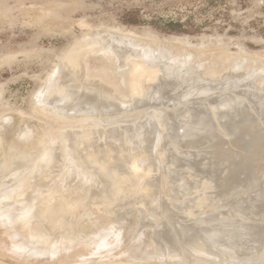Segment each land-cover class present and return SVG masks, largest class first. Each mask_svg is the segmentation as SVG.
I'll list each match as a JSON object with an SVG mask.
<instances>
[{
  "label": "rangeland",
  "instance_id": "obj_1",
  "mask_svg": "<svg viewBox=\"0 0 264 264\" xmlns=\"http://www.w3.org/2000/svg\"><path fill=\"white\" fill-rule=\"evenodd\" d=\"M97 33H100L101 36H106V37L107 35H113V36H117V38H123V39L128 38L129 42L126 43L119 42L116 43V45L113 44V46L115 47L114 49H112L111 48L112 44L111 43L105 44L104 42H102V39L97 37L96 35ZM137 43H140V45H137L139 50L141 49V51H144L143 49H145L146 50L144 51L145 53L150 52L152 54L151 56L153 62L152 61L148 62L145 59L143 61V59H141L140 57L143 63L142 64L143 69L147 72V74L141 75L140 77V85H139L140 88L136 90L130 89L128 80L124 85L119 87V85L123 84L126 81V79H123L124 76L123 73H121L123 76L120 75L119 69L115 68V66L118 67L117 62L118 65L125 63L124 60H121L123 56L121 54H124L123 57H126L127 56L126 53H129L128 55L129 59L138 60L139 57L137 58L136 55H138L139 53L137 54V52L135 51V45ZM92 44L93 45L98 44L99 48L101 47L102 50H105L106 48L108 49L107 50L108 53H110L109 50H112L111 52L113 53L107 55V53L102 51L101 49L99 51L98 46H93ZM101 44L103 46H101ZM74 50H77V52L76 55L72 57ZM131 52L134 53L130 54ZM104 53L106 54L104 55ZM176 54L178 55V57H175ZM109 55L111 57L110 59L111 61H108L109 59L107 60ZM112 55L115 59L113 63H112L113 60ZM104 56L106 60L104 59ZM154 57H156L155 58L156 60H154ZM158 57L161 60L164 58L168 59L166 62H169L174 58H177V60L176 59L174 60H176V62L179 63H183L184 61L187 63V65L185 63L186 65L185 69L188 73L191 72L197 73L199 71V73H201L199 74L200 80L202 79L201 83L206 84V82L210 80L208 83L210 84L212 82L213 85L216 86V88H214V90L211 91L212 94L211 97H209L210 99L207 98V100H204V103L203 101L202 103L200 102L202 104L200 105L201 107L207 105L211 106L215 102H217L219 97H221L224 94V93L221 94L223 89L225 92L228 90L227 91L228 93H231V91L232 92L237 91L243 94H245V91L247 89L246 94L244 95L246 97L242 102V104L239 106V109L236 111V115H238V117H236V115H234L231 111L228 112L226 111V113L218 112L214 114V116H216L217 121L216 120L215 121L217 123L213 125L212 123L215 122L213 121L211 122L212 126H209L210 122L209 124H207L208 121L206 123L205 120V123L203 122V125L200 128V131L203 130L201 132L202 135H205V133L207 132V130L204 129L208 127L209 128L211 127L213 129L212 130L210 128L211 129L210 130L208 128L209 131L208 133H206L205 135L206 137L204 136L202 137V135L199 134L200 131L197 132L194 136L191 135V137L190 134H186L187 137L186 136L183 137L180 135L181 138H179V136L178 137L174 136L173 132H171L172 135L166 132L168 131L167 128L169 127V125H171L170 123H172V125L174 123L178 130H181L182 127L184 128L186 126L185 124L186 121L184 122V118L180 115V111L186 108L187 110H189L191 107H193L195 100H197V95L194 96L189 95L186 98V100L180 99L179 102L174 104V99L179 98L184 93L185 87L177 77L175 78L173 75H168L165 73V70L163 69L161 63L159 62L160 60L158 61ZM252 60L253 62H251ZM256 60L257 62L255 63ZM122 61H124V63H122ZM262 61L264 62V0H0V184H3L6 187L5 190L7 191V193L10 194V196L13 199L15 198L13 202H15L16 204L17 201L15 200L18 199L17 195L24 192L26 193L27 191L30 193L32 199L38 198L40 199V201L42 200V203H45L46 199L43 198L46 197H44V195H46V193L51 189L54 182L60 179V176L62 174L60 167L61 165H59V162H56L57 160L54 161L51 157H49L50 154L49 152L53 153L54 155H57V157L58 156L61 157L63 160L70 161V158L72 160L83 156L85 151H87L88 149L90 150L91 153H94L95 151H97V149L99 148L103 149L106 145L108 146V142L106 141V135H104L103 137V134H106L105 129L107 128L109 129L113 126L112 124H108L107 122L112 123L113 121L111 119H110L111 121L110 120L108 121V119L106 120L105 118V120H103L105 121L104 123L101 119L102 117L95 114L96 112L93 110L86 113V115L81 113L79 108L82 110V107L85 108L88 107L86 104H82L78 106V108H74L72 110L68 109L71 106L69 103L73 101L70 99H67L70 101L65 102L66 104L60 105L62 100L60 91H62L61 94L62 93L67 94L71 90L73 91L74 95L77 94L78 96L82 95L84 97H86L87 95L86 98H91V95L94 94L95 92L94 89H96V87L102 84L106 85L108 83L107 87L110 90V94L120 99L117 100L116 103H118V105H116V107H118L120 103H125L127 105L123 106V108L124 107L127 108L131 105L134 108H137V105L140 104L139 100L141 99L145 100L150 95V94H146V92L150 88H151L150 90L151 92L152 90H154V88L157 85H159V83H162L163 81L167 91L170 92L175 91V92L170 96L171 99L165 98L161 100V102H156V103L151 102L152 105L151 104L148 105V108L151 107V109L155 111L153 110L149 111L150 109L149 108L148 111L150 112V114H148L147 117L150 116L152 113L151 117L153 118L154 115L155 118L153 121L151 120L152 118L150 119L151 121L150 124L147 122L148 128L146 129L148 130L146 131V133L150 131L149 134L153 135V133L155 134L159 130H161L162 133L165 134L164 135L162 134L163 137H160L161 138L160 141L162 142V143L160 142V144H158L159 141L156 142V139L154 137L153 138L155 139L154 141L156 143L154 141L152 142L153 138L149 137L151 136L149 134H146L145 137H147L148 135V139H147L148 141L150 140V138H152L150 140L151 143H154L153 145L158 144L160 146L161 144H163L165 140L170 139L168 140L169 143L167 141V144L169 145L170 141H173L171 140V138L174 136L172 139H176V137L179 139L173 141L174 143V144L172 143L173 146L174 145L176 146L178 144L177 143L178 140H179L178 141L179 145L176 146L177 149L175 150L173 149L176 148L175 146L171 147L172 144H170L171 146L170 145L168 146L164 142L165 144L161 146L165 148L166 147L165 145H167L168 149L166 148L164 150V148H161L160 146V148L158 147L159 148L158 153H156L157 152L156 150L158 149H154L155 154L158 155L160 154L159 156L162 155L160 157V160L162 159L161 162L160 160H158L159 157L157 155L155 156L156 158L155 160H158L159 162L153 160L152 162L154 163L150 162L151 159H154L153 158L154 156L150 157L152 156L151 154L154 153L152 149L154 146L151 145L153 147L149 149L150 152H152L151 154L148 152L147 149L148 146L145 147L140 146V149L142 147L141 149L142 151H144L145 153L148 152L150 154L149 155L147 153L148 157H146L147 154L144 155V152L142 151L140 152V149L137 150L139 154H141L142 156L144 155L145 159L148 158L147 163L148 162L152 163V164L148 163L149 164L148 165L145 161V164H147L148 167H150V165L153 164H156V166L153 165L149 169L148 167L147 169L145 167V170H141L144 172L140 173L139 179H141V183L139 184L140 186L139 185L138 186L143 187L144 185L145 187L146 184L144 183H148L147 181H150V183L152 181L154 187H155L154 184L157 185L155 188L153 186H152L153 188L150 186L151 193L150 190L145 191V189L147 190L146 187L145 188L143 187L144 190L141 187L142 193L141 196L140 195L138 196L140 197V199L142 196L145 197H142V200L139 199V202L138 201L132 202V204L136 203L135 205L140 206L139 208H141V205L142 206L145 205L147 207L149 206L151 208L154 205L156 206L157 203H155L156 202L155 199L153 200L152 198H155L154 194L157 193L155 192L153 194L154 196L152 195V193L157 188V186L162 185V183L159 184V181L161 179L166 180L165 178H168L167 180L168 181L170 180L169 183L171 184H169L167 181L164 182V180H162L163 181L162 187L164 188L159 187L158 190L156 189V191L158 192L161 191L162 189H166L167 191L169 186L172 187V188L169 187V189L171 188L172 190L173 189L174 190L171 192V189L170 190L168 189L169 191L168 193H166L165 191V193L158 194L156 195V197L157 196L160 197V199L164 204H168L171 206L173 205L174 208L175 205H177V203L185 200L190 201L192 199L191 203L192 201L194 203H192L191 206H190L191 203L189 201H188L189 203L185 202L186 206L187 204H189L188 205L190 206L189 209L184 205V207H181L179 210H177L179 211V213H182L180 215L186 214L185 217L189 213H191L193 216H195L198 213L196 211H193L196 214L193 213L192 209L199 211L198 214H200V211H202V209L203 210L206 209L207 208L206 202L204 204L203 202L205 201V198L207 196L208 198L212 196L210 198L211 199L210 201L212 202L213 205L216 203L215 205V208L217 207V209L215 210V213L217 212L216 215L222 214L223 211L226 212L227 208L229 207L231 208V204H232L231 202H233V206H232L233 209L235 208L236 210L241 209V212H244L245 210L247 211V209L245 208L247 205L242 200V198H244L247 199L248 202L252 203L253 206V208L251 209L252 213L250 212L251 214L245 215L247 221L244 224L246 226H249L247 227V229L250 230L249 232H251L250 235H252V239L253 238L255 239L254 240L255 243H252L250 242L249 236H247L245 240L249 241L250 243L246 245V248L250 247L251 250L250 249L249 250L252 251L253 249H256L254 248V246L262 247L264 246V238H263L264 210L263 209L260 210L257 207H260V205L262 206L263 204L262 202H264V156L260 157V155H256V154H258V149H257L258 146L263 143L264 139L262 140L261 144L256 145L255 143H253L248 135L249 129L252 127V126L248 127L250 123L246 122L248 123L246 124L245 122L238 121L239 120L238 118L240 117L241 114L244 115V113H247L249 111L255 113L252 115L255 118H258V121L259 119L264 121V107L261 108L262 106L261 107L258 106L259 102L263 103L264 106V77H263L264 68L260 67V63ZM251 63L254 65L257 64L256 67L258 69L254 65L252 66ZM79 64H81V66H79ZM110 64L111 65L115 64L113 66L115 69H113V67L110 66ZM245 66L249 67V71L248 68L247 71L249 73L250 78L252 79L253 85H246L248 82V78H246L245 80L238 82L239 84L237 86L235 85L233 86L232 84L237 81V80H233L237 77V74L238 75L240 73L242 74L244 70H245L244 73L246 72ZM251 66L253 67L252 70H250V68H252ZM119 67L122 70L121 66ZM59 68L64 70L66 74L62 73L61 75H59L57 73ZM125 68L123 66V69ZM208 71L211 73H208ZM117 73L118 75H116ZM259 73H261L262 76ZM258 74L260 75L259 76V80H261L259 81L260 83L258 82L257 79ZM64 75H67L69 77L71 76L70 79L67 78L68 83L66 82ZM119 75L120 77L122 76L123 80H125L120 84H119L120 79H118ZM102 76H104L105 80L102 79L103 78ZM203 76L205 77L203 78ZM112 77L114 81L112 80L111 82L109 80H111ZM193 78L194 77L190 79L191 81L188 80V82L192 83L194 81ZM227 79L228 81H226ZM83 80L85 81L88 80V81L85 82ZM107 80L108 82H106ZM117 81L119 85L117 84ZM115 83L117 86L115 85ZM254 83L256 84L254 85ZM57 84L60 87L59 86L57 87ZM111 84L115 85V87H113ZM109 85L111 86L109 87ZM123 86H125L126 88L124 89ZM189 86L187 87L189 88ZM123 92L126 93L124 96H121L124 94ZM43 93H45L44 96L46 95L44 98L45 100L42 98ZM253 93L255 95L254 97L251 95ZM127 95H130V97L129 96L127 97ZM248 100H250L251 102L250 103L247 102ZM221 101L225 102V99H222ZM44 102H46L47 104H45ZM206 102L208 103L206 104ZM118 108H120V106ZM61 109H63L64 113L63 111H61ZM111 110L112 108H108L104 112H110ZM161 110L163 111L161 112ZM159 112L164 116H162ZM157 113L160 114L161 117H159L160 115H158ZM212 116L213 114H211L210 117L212 118ZM100 120L102 123L100 122ZM221 120L224 121L222 122ZM261 123L260 121L255 123V127L261 129L262 132H264L263 131L264 122ZM216 124L217 125L220 124V127H218ZM244 124L246 125L243 126ZM94 125L95 126L98 125L99 127L98 129L99 131L97 130L96 132L98 136L93 133L94 138L96 136L97 139L96 138L93 139L92 138L93 136H90L89 141L88 139L85 140L86 143H84V141H80V143H78L79 145L76 144L79 147L78 150L76 149L78 148L76 145L74 147H70L69 145L65 144L64 141L62 140L63 133L72 132L81 127L83 128L89 127L90 130H94ZM221 125H229V129L227 130L225 129V131H223ZM214 126L215 127L217 126V129ZM157 127L158 128L160 127V129H157ZM165 127L167 128L165 129ZM25 128H27V130ZM246 128H248V130ZM153 129H155V131L152 133ZM156 129L158 130L157 132ZM214 129L216 132H214ZM218 129L219 132L221 131L220 133L218 132ZM64 130L66 131L63 132ZM241 132L243 133L241 134ZM59 133L61 134V137ZM166 133H168L169 138L167 137ZM209 133L210 134L213 133V134L208 135ZM165 135L166 138L168 139L164 137ZM199 136L202 137V141L208 136L210 137L208 139H205L204 142H201L199 144V142L201 141L199 140L200 138L198 139ZM162 138H165L163 139L164 141H162ZM193 138L197 139V141L196 140L194 141ZM34 139L36 142L34 141ZM34 142L38 144L39 149L33 147V145L35 144ZM208 142L211 144H209ZM18 143L24 148H26V150L31 154L30 158H27L28 160L26 164L27 169H25L26 165L21 167L14 166L10 160L12 159L10 158L12 156H7V153H9L8 151H11L16 145H19ZM96 143L98 145H96ZM92 146L93 149L91 148ZM107 146L105 148H107ZM48 147L50 148V150ZM69 147L71 149H69ZM169 147H171V150L173 149L175 151L170 152ZM62 148L65 149V151L67 152L63 151ZM67 148L69 149V151ZM143 149H146V151ZM162 149L164 152L162 151ZM43 150L45 151V153ZM46 150L47 152L49 150L48 154L46 153ZM70 150L73 151L75 155L72 154ZM160 151L163 153L161 154ZM219 151L221 154L219 153ZM253 152L255 153V157L250 161L249 156L252 155ZM42 154L46 155V156L43 155L45 158L47 156L49 157L45 159L44 162L46 163L43 162L44 157H42ZM70 154L73 157H70ZM139 154L136 155L137 159L141 157ZM170 155L174 157L172 158L173 160L169 159L171 157ZM34 156L37 157V158L35 157L36 158L35 160H34ZM8 157L10 163L7 160ZM144 157L140 159V161H142L140 162L141 164L144 163L145 160ZM175 157H177V161H176L177 163L175 162L176 160ZM37 160L38 162L40 160L39 165H37L36 162ZM169 160H171L172 162ZM242 160H244L245 162L249 160L246 164L252 167L251 168L252 171L248 170V172L253 176L251 175L248 176L249 173L247 172V170H244L237 174L236 177L237 180L236 179L232 180L231 184L227 182L226 187L233 188L230 193V196L233 197L232 200L234 201L231 202L226 201L229 195L227 194L226 196L224 195L226 193H220L222 190L218 189L220 184L219 182L226 179V177L230 174L229 168L233 164H239L240 162H242ZM52 161H54V163ZM167 161L168 163L169 162L170 163L168 164ZM33 162L36 163V165ZM55 162L58 165H54ZM162 162H163V166L162 164H159ZM51 163H53V166H51ZM43 164L46 167L43 166ZM31 165H33V169L36 166L37 170L32 169L35 173H30L31 176H29L30 174H25L27 172V171L25 172V170H29L30 172L31 169L29 168H32ZM47 165H48V169H47ZM160 165L163 168H160ZM43 168L45 169V171H42L44 170ZM153 168L155 169L154 175H152ZM40 170L42 171V174H40L41 173ZM47 171H49V173H46ZM52 172L53 173L55 172L54 174H58L59 176L57 175L56 177V175L51 174ZM56 172H59L60 174ZM133 172L135 173L136 171L133 170ZM176 172L178 174H175ZM134 173L132 174V176L135 175ZM143 173L145 174V176H143ZM183 173L185 177L184 178L181 177V178L183 180L185 179V181H187L188 183L192 182L190 184H192L193 189L191 187L188 188L191 189L192 192V193L190 192L191 195L188 194V190H186L187 195L183 194L184 190L182 191L180 189L181 191L178 190L180 192L176 191V188L180 184V183L178 184V182L182 180L178 176H181V174L182 176H184ZM43 174L45 175L47 174V176H44L45 181L42 179ZM23 175H28L29 176L27 177L28 179H26L25 178L26 176ZM35 175L36 176L39 175V177L40 175L42 176L41 178L35 177L36 180L34 179L33 181L32 177L34 178ZM52 175L55 176L56 178L52 177ZM189 175L190 176L192 175L191 178H189ZM149 176L151 178L152 176L155 178L150 179ZM62 177L63 175L61 176V178ZM141 177H143V179ZM192 177H194L193 179L196 178L195 179L196 183L194 182ZM242 177L243 179H241ZM24 178L26 180H24ZM46 178L47 179L49 178V182L51 181L50 183L54 181L51 186ZM39 179L44 184L41 183L40 181L38 184L37 180ZM89 180L91 179H88V181L87 180L85 181V179L84 180L80 179L79 181L81 182L78 183L75 182V184L77 183L76 184L77 186L75 184H73L72 186L75 189L76 187L79 188V186H81L85 182L86 183L83 184V186L90 182L89 184L90 185L92 184L90 186L91 189H89V187L86 188L90 190L89 193L90 196H92V198L94 196V199H96L97 197H95L93 193H95V191L99 189V186L97 185H100L99 183L100 180L97 178L95 179L92 178L91 181ZM153 180L156 181V183H154ZM176 180L179 181L177 182ZM213 180L216 181L214 182ZM82 181L84 182L82 183ZM252 182H254V184ZM79 183L82 184L80 185ZM164 183L166 184L168 183L169 186L165 185ZM173 183L174 185L176 184L175 186L176 188H174ZM206 183H209V185L213 183L211 185V189L208 190L209 187L206 188L207 187ZM214 183L216 184L215 186ZM40 184H42V188ZM34 185L36 186L35 190L33 189ZM43 185L45 188L46 187L48 188V189L46 188L48 191L45 188L43 189ZM72 186L71 188H73ZM204 187L208 191H206ZM160 188L161 190H159ZM30 190H32V192H30ZM38 190L39 192L40 191L41 192L38 193ZM43 190L47 192H44ZM88 190L87 192L86 190H81L83 193H81V191L79 192L82 194V196L83 194L85 196V194L88 193ZM218 190L220 191L219 193ZM162 191L164 192V190ZM33 192L36 195H34ZM71 192L73 193L74 191L72 190ZM145 192L150 193L152 195L150 196L149 194L151 198L148 196V193L146 194ZM205 192H207V194ZM31 193L34 195V197L38 195L39 196L42 195V197L34 198ZM98 193L99 190L97 191V194ZM75 194L76 193H74V195L72 194L73 195L72 198H70L69 195L67 197V202L68 200H70V202L74 201L75 199L77 200L78 198L75 197ZM79 194L77 193L76 196L80 197L81 194L80 195ZM135 195H137V193ZM188 195H190L191 197H189ZM73 198L75 199L73 200ZM92 198L91 200H93ZM128 199H132V197L129 196ZM35 201L36 200H32L30 205L31 206L34 205V208L37 211L38 210L41 211L44 206H42L41 208V203H40L39 204L40 208L39 205L38 207H35L37 206L35 205V203L38 200L36 202ZM40 201H38V203ZM140 201L141 202L144 201L146 204L143 203L144 204L143 205ZM70 202L68 203V205L70 206L69 209L71 211L67 213L68 216L67 214L64 216L65 221L68 218L69 219L67 221L71 219L70 220L71 224L69 227L70 233H68L67 235L62 236L59 231L60 230L59 228H55V226L51 227L50 225H48L50 222H48V224L46 225L45 222L46 220L45 221L43 220V216H41V214L36 216L38 217L37 219H39V221L45 223L43 224L41 222L42 224H40L39 222V226L46 225V227L45 226H41V227L42 228L44 227L43 229H46L47 233H49L48 235H50L51 233L54 234L55 232L58 233L59 231V233L56 235L51 236L52 235L51 234L50 236L52 238L47 235L48 238L49 237L51 238V239L49 238L51 242L48 240H44L42 238H37L36 234H31L33 229L32 228L30 229L29 227H33V225L31 224L30 221H34V220L32 219L26 220L29 224L26 221H24L23 224H20L19 222L17 223L14 222V220L11 218L2 217L0 219V264H79V263L81 264V262L82 264H88L91 260L93 261L100 260L96 262H101V260L102 262L111 261V260L116 262L117 261L127 262L125 260H127L128 257L126 259L124 258V256H126L125 254L128 252L126 251V248L128 244H133V243L135 244L144 243L145 250L150 255L153 256L156 253L155 249L154 248L152 249L151 247V242L153 237H155L154 234H156L157 232L164 233L163 231L164 226L162 225L164 223L161 224V222L163 221L162 218L158 219V224L161 225L156 226L153 229L149 226L148 227L143 226L138 230L133 229V231H128L126 229V225L117 226V227L114 225V222H117L118 219L117 217L119 215L118 214L119 212L116 213L119 210V208L117 209L116 205L111 207L109 203L108 206L104 204H103L104 206L98 204L99 205L98 207L97 205L92 204L91 201H89V203L87 202L86 204V200L85 201L83 200V202H81V200L80 201L78 200V202H80V205H78L77 203L79 207L73 206L74 204L76 205V203L74 202H72V206H73L72 207ZM84 202L85 204L83 206ZM257 203L259 204L257 205ZM201 204L202 206H199ZM237 204L240 205V207H238ZM121 205H123V203ZM121 205L120 207L124 206ZM107 208H109L111 212L108 211ZM134 208L135 207H133L132 209V211L134 210L133 213L139 212L137 210V207L135 208L137 211H135ZM72 209H74L73 213H72ZM180 210L182 211L180 212ZM218 211L219 212L222 211V212L218 213ZM107 214H109V216ZM128 215H127L128 218L131 217L130 215L129 216ZM73 216L75 217V219ZM249 219H251V222L249 221ZM36 220L34 221V223H36ZM75 220L78 221L75 223ZM231 220L232 221H230V223L228 222L223 223L221 227H224V229L236 228L238 226L237 225L238 220L236 219L235 220L231 219ZM79 222H82L81 224L82 227L83 225H85V227L88 226L87 227L88 230H86V235L84 236H81L78 233L79 231L77 230V228L81 226V225L78 226ZM212 223L220 224L217 219H214ZM47 226H50L52 229L54 228L55 229V230L53 229L54 233L51 231L52 229L50 230V227L48 228ZM73 227L76 228L74 229ZM92 227L94 228V230L93 229L91 230ZM47 228L49 230H47ZM111 231H113V233L110 234L107 233ZM104 233H106L105 234L106 239L110 238L111 236L109 240H112L110 241L111 244L115 245L114 246L115 248L112 247L110 248V251L107 252L105 251L108 249L104 251L102 250V248H100L102 247L99 245L100 242L99 244H97L100 246V247L98 246L100 249L95 245V242L97 241L95 238H97L99 235ZM166 236L168 237V235L165 233L163 237L167 238ZM53 237L55 239H53ZM114 238H117V242H115L116 239L113 240ZM121 238L124 239L121 242H119ZM92 240L95 241L93 242ZM258 241L260 242V244H258L259 243ZM61 244L65 245L66 249L61 250L60 252L54 255L53 252ZM226 250L229 253V249L224 248V251ZM222 251L221 253L223 254V256L221 253L220 256L224 257L223 259L220 256L218 257V255L216 258L215 257L216 254H211L209 258L202 256L201 258L198 259V262L196 264H237L236 261L232 260V258L229 257L230 254L228 256L227 253L224 252L225 253L224 255ZM210 257L211 258L215 257L216 259L213 258L215 262L214 260L211 261ZM120 258L123 259L121 260ZM129 258L131 260L133 258V255H129ZM216 260H218L219 263L216 262ZM146 261L147 262L145 264H194L192 262L194 260H192L191 262L188 261L186 262L185 260H183L181 257L178 256L172 258L169 257L158 258L153 256L147 259ZM132 264H137V263L133 262Z\"/></svg>",
  "mask_w": 264,
  "mask_h": 264
},
{
  "label": "bare ground",
  "instance_id": "obj_2",
  "mask_svg": "<svg viewBox=\"0 0 264 264\" xmlns=\"http://www.w3.org/2000/svg\"><path fill=\"white\" fill-rule=\"evenodd\" d=\"M101 33V32H100ZM100 33H97L96 35H97V37L98 38H101L102 39V42H104L105 44H112V49H114V47L115 46H113V44L114 45H116V43H119V42H129V40H128V38H126V39H123V38H117V36H113V35H107V37L106 36H101L100 35ZM105 34V33H104ZM107 34V33H106ZM103 35V34H102ZM88 38V37H87ZM86 38V39H87ZM98 38H96V39H98ZM108 38V39H107ZM101 41V40H100ZM97 42H99V41H97ZM81 44H83V43H81ZM93 45V44H92ZM91 45V46H92ZM100 45V44H99ZM137 45H140V43H137L136 45H135V51L137 52V54L138 55H136V57L138 58V60H132V59H129V53H126L127 54V56L126 57H123L124 56V54H121V55H123L122 56V59L121 60H124L125 61V63H124V61H122V63H124V64H121V65H118V58L116 59L117 61V66L118 67H116L115 66V68H118L119 69V73H120V75H122L121 73H123V75L125 76H123V79H126V81L125 80H123L122 79V76L120 77V75H119V77H118V79H120V82H119V84L120 83H122L123 81H125L123 84H118V81H117V84L119 85V87L120 86H122V85H124L126 82H127V80H128V82H129V88L130 89H132V90H136V89H138V88H140V77H141V75H144V74H147V72L143 69V63H142V60L141 59H143V61H144V59L145 60H147L148 62L149 61H152V54L149 52V53H145L144 51H146L145 49H143L144 51H141V49L139 50V48H138V46ZM93 46H98V44L97 45H93ZM92 46V47H93ZM101 46H103L102 44H101ZM120 46H122V45H120ZM89 47V46H88ZM87 47V48H88ZM134 47V46H133ZM86 48V49H87ZM90 48V47H89ZM121 48V47H120ZM91 49V48H90ZM94 49H96V48H94ZM98 49H99V51H100V49H101V47L99 48V46H98ZM98 49H96V50H98ZM83 50V49H82ZM85 50V49H84ZM102 50V49H101ZM108 49H106L105 48V50H102V51H104V52H106L107 53V55L108 54H112L113 52H111L112 50H109L110 51V53H108V51H107ZM121 50V49H120ZM150 50V49H149ZM101 51V52H102ZM148 51V50H147ZM76 52H77V50H74L73 51V54H72V57H74V55H76ZM135 52V53H136ZM86 53V52H85ZM106 53H104V55L106 54ZM124 53V52H123ZM134 52H131L130 54H133ZM115 55V54H114ZM84 56V55H83ZM131 56H133V55H131ZM185 56V55H184ZM107 57V56H106ZM112 57H113V55H112ZM140 57H141V59H140ZM175 57H178V55L176 54V56ZM116 58V57H115ZM156 57H154V60H156L155 59ZM82 59V58H81ZM81 59H80V61H81ZM104 59L106 60V58H105V56H104ZM109 59V60H108ZM111 59V57H110V55H109V57L107 58V60L108 61H111L110 60ZM174 59H176L177 60V58H174ZM171 60V61H169V62H166L168 59H166V58H164V59H159V57H158V61L161 63V65H162V67H163V69L165 70V73L166 74H168V75H173L175 78L177 77L180 81H181V83L184 85V87H185V91H184V93L179 97V98H177V99H174V104L175 103H177V102H179L180 101V99H184V100H186V98L190 95H197V100H195V102H194V106L193 107H191L189 110H187V108L186 109H183V110H181L180 111V115L184 118V122L186 121V126L183 128H181V130H178L177 129V127H176V125L173 123V125H172V123H170L171 125H169V127L167 128V127H165V129L167 128L168 129V131H166V132H168V133H170L171 134V132H173V134H174V136H179V138H181V136H186L187 137V135L186 134H190V137H191V135H195L197 132H199L200 131V128L202 127V125H203V122L205 123V120H206V123H207V121H208V123L207 124H209V122H210V124H211V122H213V121H215L216 120V116H214V114H216V113H218V112H222V113H226V111L228 112V111H231L234 115H236V111L239 109V106L242 104V102L244 101V99H245V97L246 96H244L245 94H246V91H247V89H246V91H245V94H243V93H241V92H232L231 91V93H228L227 91L225 92L224 91V89H223V91L221 92V94L222 93H224L221 97H219V99L217 100V102H215L213 105H211V106H209V105H207V106H204V107H201L200 105H202L201 103H202V101H203V103H204V100H207V98L208 99H210L209 97H211V91L212 90H214V88H216V86H214L213 85V83L211 84H209L208 82L210 81H208V82H206V84H204V83H201L202 82V79L200 80V75L199 74H201V73H199V71L197 72V73H195V72H191V73H188L187 71H186V65H187V63L186 62H184L183 61V63H179V62H176V60ZM179 59V58H178ZM250 59V58H249ZM248 59V60H249ZM115 59H114V57H113V60H112V63H113V61H114ZM108 61H106V62H108ZM157 61V62H158ZM250 61V60H249ZM83 62V61H82ZM153 62V61H152ZM191 62V61H190ZM201 62V61H200ZM200 62H198V63H200ZM251 62H253V60L251 61ZM257 62V60L255 61V63ZM110 63V62H109ZM111 63V64H112ZM156 63V62H155ZM185 63H186V65H185ZM189 63V62H188ZM110 64V66H114V65H111ZM195 64V63H194ZM248 64H250V63H248ZM124 66V68H125V66H126V68L125 69H123V66ZM247 65V64H246ZM251 65L253 66L254 64H252L251 63ZM257 65V64H256ZM256 65H254L255 67H256ZM79 66H81V64H79ZM119 66H121V68H122V70L120 69V67ZM250 66V65H249ZM251 66V67H252ZM112 67H110V68H112ZM246 67V66H245ZM254 67V68H255ZM260 67H263L264 68V62L262 61L261 63H260ZM82 68V67H81ZM114 67H113V69H115ZM247 68H248V71H249V67L247 66L246 67V72L244 73V71H243V73L241 74H237V77L235 78V79H233V80H237L236 82H234L232 85L234 86H237L239 83L238 82H240V81H242V80H245L246 78H248V82H247V84L246 85H253V83H252V79L250 78V76H249V73H248V71H247ZM257 68V67H256ZM226 69H227V67H226ZM253 69V67L252 68H250V70H252ZM258 69V68H257ZM117 70V69H116ZM125 70V71H124ZM206 70H208V69H206ZM218 70V69H217ZM225 70V69H224ZM118 71V70H117ZM122 71V72H121ZM124 71V72H123ZM256 71V70H255ZM113 72H114V70H113ZM207 72V71H206ZM214 72V71H213ZM57 73L59 74V75H61L62 73L63 74H66L65 73V71L64 70H62V69H60L59 68V70L57 71ZM106 73V72H105ZM208 73H211V72H209L208 71ZM250 73H251V71H250ZM104 74V73H103ZM108 74V73H107ZM261 76H262V74L261 73H259ZM258 74V77H257V79H258V82L259 81H261V80H259V75ZM71 75V74H70ZM116 75H118V73L116 74ZM212 75V74H211ZM83 76V75H82ZM64 77H65V79H66V82L68 83V79L67 78H69L70 79V77L69 76H67V75H64ZM103 78L102 79H104V76H102ZM192 77H194L193 78V82L192 83H189L188 82V80H190V79H192ZM202 77V76H201ZM205 76H203V78H204ZM211 77V76H210ZM264 77V76H263ZM159 79V78H158ZM207 79V78H206ZM260 79H261V77H260ZM105 80V79H104ZM112 80L114 81V79H113V77H112V79L111 80H109V81H111L112 82ZM117 80V79H116ZM254 80H256V79H254ZM83 81H85V80H83ZM88 81V80H87ZM87 81H85V82H87ZM143 81V80H142ZM191 81V80H190ZM204 81H206V80H204ZM203 81V82H204ZM219 81V80H218ZM226 81H228V79L226 80ZM106 82H108V80L106 81ZM111 82H109V83H111ZM257 82V81H256ZM99 83V82H98ZM105 83V82H104ZM208 83V84H207ZM216 83V82H215ZM214 83V84H215ZM260 83V82H259ZM59 84H60V82H59ZM108 84V83H107ZM107 84L106 85H100V86H98V87H96V89H94V94L93 95H91V98H86L87 97V95H86V97H84V96H82V95H80V96H78L77 94H75L74 95V93H73V91H69L66 95L65 94H61V92L62 91H60V95H61V104L60 105H63V104H66L65 102H69L70 100H73V101H71V103H69L71 106H70V108H68V109H70V110H72V109H74V108H78V106H80V105H82V104H86L88 107H82V110L79 108V110L81 111V113H83V114H85L86 115V113H88L89 111H91V110H93V111H95L96 113L95 114H97L98 116H101L102 118V121L103 120H105V118H106V120L108 119V121L111 119L113 122L112 123H109V122H107L108 124H112L113 126L111 127V128H107V126H106V128L107 129H105L106 130V134H103V132L105 131L103 128V132H102V134H103V137H104V135H106V141L108 142V146H107V148H99V149H97V151H95L94 153H91L90 152V150L88 149V148H86V149H88L87 151H85V153H84V155L83 156H81V157H79V158H77V157H74V158H77V159H72L71 160V158H70V161H66V160H63L61 157H57V155H54L53 153H51V152H49V150H50V148H49V150H48V152L50 153L49 154V157H51L54 161H56V162H59V165H61L60 167H61V176L63 175V177L61 178V176H60V179L58 180V181H52V183H50L49 182V178L47 179L48 180V182L50 183V186L53 184V182H54V184L52 185V187H51V189L48 191L45 187H44V185H43V189L45 188L47 191H44V192H47L46 193V195H44V197H46V198H43V199H46L45 200V203H42V200L40 201V199H32V197H31V195H30V193L27 191L26 193L24 192V193H20L19 195H17L18 197V199L17 200H15V201H17V204L15 203V202H13L14 201V199L10 196V194L9 193H7V191L5 190L6 189V187L3 185V184H0V219L2 218V217H7V218H11V219H13L14 220V222H19L20 224H23L24 223V221H26V220H30V219H32V220H36L38 217H36L37 215H40L41 214V216H43V220L46 222V225L48 224V222H50L48 225H50L51 227H54L55 226V228H59L60 230V233H61V235L63 236V235H67L68 233H70L69 231V227H70V224H71V222H70V220L69 221H65V219H64V216L67 214V213H69V211H71L69 208H70V206L68 205V203L70 202V200H68V202H67V197L69 196L70 198H72V196L74 195V193H80L79 191H81V190H86V192H87V188L86 187H89V189H91V185L88 183V184H86V185H84L83 186V184H85V183H83L84 181H82V183H79L81 186H79V188L78 187H76L75 189H74V187L72 186L73 184H75V182H81V181H79L80 179L82 180H84L85 179V181L87 180L88 181V179H91L92 180V178L93 179H95V178H97V179H99L100 180V185H97V186H99V193L97 194V191L98 190H93V191H95V193H93L94 195H95V197H97L96 199H94V196H93V198H92V196H90V190H88V193H86L85 194V196H84V194H83V196H82V194L81 193H83L82 191H81V195H80V197L78 196H76V194H75V197L76 198H78L77 200L75 199V198H73V200L74 201H71L70 203H71V206H72V202H74V203H76V205H77V203H78V205H80V202H78V200L80 201L81 200V202H83V200L85 201L86 200V204H87V202L89 203V201H91L92 202V204H94V205H97L98 207H99V205H106V206H108V203H109V205L112 207V206H115L116 205V207H117V209L119 208V210L116 212V213H118L117 215H118V219H117V222H114V225L117 227V226H124V225H126V229L128 230V231H133V229L134 230H138V229H140V228H142L143 226L144 227H151L152 229L154 228V227H156V226H159V225H161L162 223H164V224H162L164 227H163V231H164V233H156V234H154L155 235V237H153V239H152V242H151V247H152V249L154 248L155 249V251H156V253L153 255V256H155V257H158V258H161V257H169V258H172V257H175V256H178V257H181L183 260H185L186 262L188 261V262H191L192 260H194V261H192L194 264H196L197 262H198V259L199 258H201L202 256H205L206 258L208 257L209 258V256L211 255V254H216V258H217V255H218V257L222 254L221 253V251L224 253V252H226L227 253V255L229 256V254H230V258H232V260H234V261H236V263L237 264H264V246H262V245H259V246H262V247H255L254 246V248H256V249H253L252 251H250L251 249H250V247L249 248H246V245L247 244H249L250 242H252V243H255V239L253 238L252 239V235H250V233L251 232H249L250 230H248L247 229V227H249V226H246L244 223H246V221H247V218L245 217V215L246 214H248L247 213V211L245 210L244 212H241V210L240 209H238V210H236V208L235 209H233L232 208V206H233V203H232V206H231V208L229 207V208H227V210H226V212L225 211H223V213L222 214H220V215H216V213H215V210L217 209V207L215 208V205H216V203L213 205L212 204V202L210 201L211 199V197L210 198H208V196L205 198V201L203 202V204L206 202V209H202V211H200V214H198L199 213V211H197V210H193L192 209V212L193 211H196V212H198L197 214L195 213V212H193V213H195L194 215L195 216H193L191 213H189V214H187V216L185 217V215L186 214H184V215H180V214H182V213H179V211H177V210H179L181 207H184V205L186 206V204H185V202H187V203H191V200L188 202L187 200H185V201H181V202H179V203H177V205H175V208H174V206L172 205H168V204H164L163 202H162V200L160 199V197H156V195H158V194H163V193H165V191H166V189H162V190H164V192L161 190V188H164V187H162V185H163V181L162 180H164V179H161L160 181H159V184L160 183H162V185L161 186H157V190H158V188L159 187H161L159 190H161V191H156V189L153 191V193H152V195L156 192L157 194H154L153 196L155 197V198H152L153 200L155 199V203H157L156 204V206L154 205H152L153 207L151 208V207H147V206H145L144 204H146L144 201L143 202H141L144 206H142L141 205V208H139L140 206H137V205H135V204H132V202H135V201H138L139 202V199H140V197L138 196V195H140L141 196V193H142V191H141V187H139L140 185V183H141V179H139V177H140V173L141 172H144V171H140V172H133V165H137V163H138V165H143L144 163H145V161H146V163H147V161H148V158H146L145 159V157H144V155L145 154H147L148 152L151 154L152 152H150V148H152L153 146L155 147L156 145V147L154 148H152L153 149V154H151L152 156H150V157H153L154 159H151V161H150V159H149V161L150 162H152L153 160H155L156 158H155V156H157L158 154H155V151H154V149H158V150H156L157 152L156 153H158V151H159V148H160V146L161 145H164L165 143L167 144V141L168 140H170V139H168L169 138V135H168V133H166L167 134V137L168 138H166V135L164 136L166 139H168V140H163V139H165V138H162V141H164L163 142V144H161L160 146L158 145V144H160V137H163V135L165 134H163L162 133V131L161 130H157V129H160V127L158 128L157 127V129H156V132L157 133H153L154 131H155V129H153V131H152V133H153V135L152 134H149V132L148 133H146V131L148 130V129H146V128H148L147 127V124L149 123L150 124V119L152 118L151 117V115H152V113H151V115L150 116H148L147 117V115L148 114H150V110L152 111L153 109H151V107H149L148 108V105H152V103L153 102H161V100H163V99H165V98H169V99H171L170 98V96L175 92V91H172V92H170V91H167V89H166V87H165V85H164V82L162 81V83H159V85H157L155 88H154V90H152L151 92H150V90H151V88L146 92V94H150L149 96H148V98L147 99H141V100H139L140 102V104L139 105H137V103H136V105H137V108H134L132 105L131 106H129V107H124L123 108V106H125V105H127V104H125V103H120L119 104V106H120V108H118V107H116V105H118V103H116L117 102V100H120L119 98H116L114 95H111L110 94V90H109V88L107 87ZM148 84V83H147ZM256 83H254V85H255ZM56 85V84H55ZM65 85H66V83H65ZM113 87H115V85H116V83H115V85H113V84H111ZM111 85H109V87L111 86ZM150 85V84H149ZM190 85V86H189ZM59 85L57 84V87H58ZM117 86V85H116ZM187 86H189V88L187 87ZM229 86V85H228ZM60 87V86H59ZM119 87H118V90H119ZM124 87V89L126 88L125 86H123ZM251 87V86H250ZM122 88V87H121ZM153 88V87H152ZM60 89V88H59ZM88 89V88H87ZM86 89V90H87ZM113 89V88H112ZM249 89H251V88H249ZM248 89V90H249ZM127 90V89H126ZM125 90V91H126ZM254 90V89H253ZM252 90V91H253ZM116 91V90H115ZM165 91V92H164ZM251 91V92H252ZM50 92V91H49ZM57 92H58V90H57ZM121 92V91H120ZM46 93V92H45ZM45 93H43V96H42V98L44 99L45 98V96H44V94ZM48 93V92H47ZM124 93V92H123ZM126 93V92H125ZM125 93L123 94V95H121V96H124L125 95ZM217 94V93H216ZM253 97L255 96L254 95V93L253 94H251ZM130 97V95H127V97ZM213 96H214V94H213ZM220 96V95H219ZM118 97H120V96H118ZM126 97V96H125ZM260 97V96H259ZM77 98V99H76ZM120 98H122V97H120ZM174 98V97H173ZM195 98H196V96H195ZM248 98V97H247ZM67 99H70V100H67ZM88 99V100H87ZM222 99H225V102H222L221 100ZM45 100V99H44ZM127 100H128V98H127ZM46 102H47V100H46ZM46 102H44L45 104H47ZM51 102V101H50ZM152 102V103H151ZM201 102V103H200ZM247 102H251L250 100H248ZM208 102H206V104H207ZM44 104V105H45ZM181 104V103H180ZM182 104H184V103H182ZM197 104V105H196ZM56 105H59V104H56ZM129 105V104H128ZM178 105V104H177ZM84 106V105H83ZM258 106H262L261 108H263L264 106H263V103H261V102H259V104H258ZM58 107V106H57ZM65 108V107H64ZM108 108H112V110L110 111V112H104L105 110H107ZM118 108V109H117ZM164 108V107H163ZM55 109H56V107H55ZM58 109V108H57ZM60 109V108H59ZM148 109H149V111H148ZM241 109V108H240ZM65 110V109H64ZM57 111V110H56ZM61 111H63V109H61ZM60 111V112H61ZM153 111H155V110H153ZM163 110H161V112H162ZM149 112V113H148ZM58 113V112H57ZM63 113H64V111H63ZM66 113V112H65ZM80 113V114H81ZM91 113V112H90ZM155 113V112H154ZM160 113V112H159ZM56 114V113H55ZM156 114V113H155ZM158 114V113H157ZM161 114V113H160ZM160 114H158V115H160ZM164 114V113H163ZM211 114H213V116L215 117H213L212 116V118L210 117L211 116ZM252 114H255V113H252V112H247V113H244V115H240V117L238 118L239 120L238 121H242V122H249L250 124L248 125V127H250V126H252L250 129H249V133H248V135H249V137H250V140L253 142V143H255L256 145H258V144H261L262 143V140H263V138H264V132H262V130L261 129H259V128H257V127H255V123H257V122H259L260 121V123L261 122H264L263 120H260L259 119V121H258V118H255ZM94 115V114H93ZM96 115V116H97ZM162 115V114H161ZM161 115L159 116V117H161ZM120 116V117H119ZM122 116H124V117H122ZM162 116H164V115H162ZM245 116H247V117H245ZM252 116V117H251ZM64 117V116H63ZM92 117V116H91ZM95 117V116H94ZM119 117V118H118ZM156 117H157V115H156ZM236 117H238V115H236ZM154 118H155V116L153 115V118L151 119L152 121L154 120ZM237 119V118H236ZM110 120V121H111ZM156 120V119H155ZM157 121V120H156ZM162 121V120H161ZM173 121V120H172ZM217 121V120H216ZM214 122V123H212L213 125H215V123H217V122ZM222 122L224 121V120H221ZM100 122H101V120H100ZM104 123H105V121H103ZM148 122V123H147ZM102 123V122H101ZM106 123V124H107ZM115 123V124H114ZM166 123V122H165ZM221 123V122H220ZM254 123V124H253ZM107 124V125H108ZM209 124V126H212V124L210 125ZM246 124H248V123H246ZM246 124H244L243 126H245ZM261 124H263V123H261ZM93 125V124H92ZM164 125V124H163ZM217 125V124H216ZM241 125V124H240ZM259 125V124H258ZM158 126V125H157ZM166 126H167V124H166ZM218 127H220V124H218L217 125ZM217 126L215 127L216 129H217ZM257 126V125H256ZM89 127H90V125H89ZM83 128V127H81V128H79V129H77V130H75V131H72V132H66V133H63V132H65L66 130H64L63 132H61V133H63L62 134V140L64 141V143L65 144H67V145H69L70 147H74L76 144L77 145H79L78 143H80V141H84V143H86L85 142V140H87L88 139V141H89V138H90V136H93L92 138L93 139H97V137L95 136V138H94V134L95 135H97L96 134V132H97V130L99 129V127H98V125H94V130H90V128ZM91 127H93V126H91ZM109 127V126H108ZM151 127V126H150ZM149 127V128H150ZM206 127H208V126H206ZM213 127V128H214ZM221 127H222V130L223 131H225V129L227 130V129H229V125H221ZM255 127V128H254ZM260 127V126H259ZM209 128V127H208ZM208 128H206V129H204V130H207V132L206 133H208ZM211 128V127H210ZM209 128V129H210ZM26 130H27V128H25ZM25 129H24V131H25ZM212 129V128H211ZM210 129V130H211ZM247 130H248V128H246ZM152 130V129H151ZM213 130V129H212ZM99 131V130H98ZM164 131V132H165ZM203 131V130H202ZM202 131H200V135H202L201 134V132ZM242 131H244V130H242ZM263 131H264V129H263ZM205 132V131H204ZM211 132V131H210ZM213 132V131H212ZM214 132H216L215 131V129H214ZM213 132V133H214ZM218 132H219V129H218ZM221 132V131H220ZM219 132V133H220ZM94 133V134H93ZM99 133V132H98ZM107 133H108V135H107ZM206 133H205V135H206ZM213 133H211V134H213ZM243 132H241V134H242ZM101 134V133H100ZM146 134H149V135H151V136H149V137H154L155 139H156V142L157 141H159L158 142V144H155V145H153L154 143H151V139L152 138H150V140L148 141L147 139H148V135H147V137H145L146 136ZM163 134V135H162ZM185 134V135H184ZM210 133L208 134V135H211ZM240 134V133H239ZM238 134V135H239ZM59 135H60V137H61V134L59 133ZM162 135V136H161ZM172 135V134H171ZM181 135V136H180ZM205 135H202V137L204 136V137H206ZM98 136V135H97ZM173 136V137H174ZM223 136V135H222ZM231 136V135H230ZM102 137V136H101ZM102 137V138H103ZM172 137V136H171ZM172 137V138H173ZM176 137V139H172L171 138V140H173V141H176L177 139H179V138H177ZM196 137H197V135H196ZM202 137H198V139L199 140H201L200 142H199V144L201 143V142H204L205 141V139H208L210 136H208L207 138H205V139H203V141H202ZM152 139V142L155 140V139ZM230 138V137H229ZM36 139V138H35ZM35 139H34V141H35ZM52 139V138H51ZM93 139H90V140H93ZM194 139V138H193ZM213 139V138H212ZM33 140V139H32ZM192 140V139H191ZM197 141V139H194V141ZM214 140H215V137H214ZM28 141V140H27ZM105 141V142H106ZM173 141H170V144H172L173 143ZM179 141V140H178ZM177 141V145L176 146H178L179 145V142ZM208 141V140H207ZM212 141V140H211ZM250 141V142H251ZM36 142V141H35ZM34 142V143H35ZM96 142V141H95ZM98 142V141H97ZM100 142V141H99ZM104 142V143H105ZM155 142V141H154ZM155 142V143H156ZM197 142V143H198ZM28 143H30V142H28ZM63 143V144H64ZM82 143V142H81ZM162 143V142H161ZM168 143H169V141H168ZM209 143V142H208ZM217 143V142H216ZM19 144V143H18ZM169 144V145H170ZM174 144V143H173ZM173 144H172V146L171 147H174L173 146ZM182 144H184V143H182ZM209 144H211V143H209ZM248 144V143H247ZM33 145V144H32ZM47 145V144H46ZM60 145V144H59ZM76 145V146H77ZM81 145V144H80ZM91 145V144H90ZM89 145V146H90ZM95 145V144H94ZM93 145V146H94ZM96 145H98L97 143H96ZM102 145V144H101ZM104 145V144H103ZM151 145H153V146H151ZM168 145V144H167ZM167 145H165L166 147L164 148V147H162L161 146V148H164V150L167 148L168 149V147H167ZM168 145V146H169ZM202 145V144H201ZM206 145H207V142H206ZM52 146V145H51ZM93 146L91 147L92 149H93ZM140 146H148V152L147 153H145L144 151H142L141 149H142V147H141V149H140ZM151 146V147H150ZM175 146V147H176ZM184 146V145H183ZM33 147L34 148H38V144L37 143H35L34 145H33ZM53 147V146H52ZM55 147V146H54ZM60 147V146H59ZM67 147V146H66ZM69 147V149H71ZM78 147V146H77ZM103 147V146H102ZM159 147V148H158ZM171 147H169L170 149V152L171 151H175L176 149H177V147L176 148H173V149H175V150H171ZM199 147H200V145H199ZM196 148V147H195ZM39 149V148H38ZM37 149V150H38ZM63 149V148H62ZM68 149V148H67ZM69 149H68V151H69ZM77 150L79 149V147L78 148H76ZM96 149V148H95ZM138 149H140V152L142 151V152H144V155L142 156L141 154H139V152L137 151ZM151 149V150H152ZM188 149V148H187ZM186 149V150H187ZM31 150V149H30ZM35 150V149H34ZM55 150V149H54ZM73 150V149H72ZM143 150H145L146 151V149H143ZM196 150V149H195ZM202 150V149H201ZM44 151V150H43ZM63 151H65V149H63ZM71 151V150H70ZM82 151V150H81ZM162 151H163V149H162ZM168 151V150H167ZM189 151V150H188ZM7 152V151H6ZM9 153H7V156H12V157H10V158H12V159H10L11 160V163H13V165L14 166H19V167H21V166H25L26 164H27V162H28V160H27V158H30V153L26 150V148H24L23 146H21L20 144L19 145H16L11 151H8ZM38 152V151H37ZM48 152H47V150H46V153L48 154ZM65 152H67V151H65ZM74 152H75V150H74ZM79 152V151H78ZM77 152V153H78ZM131 152H134V153H131ZM138 152V153H137ZM161 152V151H160ZM159 152V153H160ZM164 152V151H163ZM163 152H161V154L163 153ZM32 153V152H31ZM35 153V152H34ZM44 153H45V151H44ZM71 153L72 154H74L73 153V151H71ZM80 153V152H79ZM148 153V154H149ZM178 153V152H177ZM9 154V155H8ZM66 154V153H65ZM64 154V155H65ZM140 155L139 157V159H137L136 158V155ZM143 154V153H142ZM148 154H147V156L146 157H148ZM149 154V155H150ZM168 154V153H167ZM179 154V153H178ZM36 155H37V153H36ZM46 156L45 154H42V157H44V156ZM67 155V154H66ZM75 155V154H74ZM160 155V154H159ZM158 155V160H160V157L162 156H159ZM250 155V154H249ZM256 155H258V154H256ZM77 156V155H76ZM171 157L169 158V159H171V160H173L172 158H174V157H172V155H170ZM175 156V155H174ZM177 156V155H176ZM184 156V155H183ZM189 156V155H188ZM251 156V155H250ZM36 156H34V160L37 158H35ZM48 156L46 157V158H49ZM66 157V156H65ZM64 157V158H65ZM69 157V156H68ZM70 157H73V156H71V154H70ZM144 157V163L143 164H141L140 162H142V161H140V159L141 158H143ZM45 157H44V159H43V162L45 161V159H46ZM50 158V159H51ZM176 158V160H175V162L177 161V157H175ZM218 158V157H217ZM8 161H9V163H10V160H9V157H8V159H7ZM7 160H6V162H7ZM139 162H138V161ZM158 160H155V161H158ZM162 160V159H161ZM161 160H160V162H161ZM171 160H169V161H171ZM178 160H179V157H178ZM188 160H189V158H188ZM187 160V161H188ZM42 161V160H41ZM50 161V160H49ZM54 161H52L53 163H54ZM249 161V160H248ZM247 161V162H248ZM251 161V160H250ZM5 162V161H4ZM37 162V165H39V162H40V160H39V162H38V160L36 161ZM56 162H55V164L54 165H58V164H56ZM137 162V163H136ZM159 162V161H158ZM172 162V161H171ZM174 162V161H173ZM34 163V162H33ZM32 163V164H33ZM44 163H46V162H44ZM53 163H51V166H53ZM136 163V164H135ZM149 163V162H148ZM147 163V164H148ZM152 163H154V162H152ZM152 163H149V164H152ZM167 163H168V161H167ZM170 163V162H169ZM168 163V164H169ZM177 163V162H176ZM28 164H31V163H28ZM35 165H36V163H34ZM148 164V165H149ZM159 164H162V166H163V162L162 163H159ZM158 164V165H159ZM185 164V163H184ZM249 164V163H248ZM148 165L147 166H145L146 167V169H147V167H148ZM154 166H156V164H153ZM153 165H150V167L151 166H153ZM157 165V166H158ZM43 166H45L44 164H43ZM42 166V167H43ZM50 166V165H49ZM161 165H160V168H163ZM259 166V165H258ZM29 167H30V165H29ZM31 167L32 168H29V169H33V165H31ZM46 167V166H45ZM44 167V168H45ZM57 167V166H56ZM59 167V168H60ZM150 167H148V169L150 168ZM159 167V166H158ZM204 167V166H203ZM257 167V166H256ZM43 168V169H44ZM51 168V167H50ZM52 168H54V167H52ZM157 168V167H156ZM252 168V167H251ZM25 169H27V165H26V167H25ZM47 169H48V165H47ZM46 169V170H47ZM31 170H30V172H29V170H25V174H30V173H35L33 170H37L36 169V166L34 167V169L32 170V172H31ZM42 170V169H41ZM40 170V171H41ZM57 170V169H56ZM154 168H153V174L152 175H154ZM169 170V169H168ZM259 170H261V169H259ZM39 171V172H40ZM42 171H45V169L44 170H42ZM42 171H41V173L40 174H42ZM187 171H188V169H187ZM51 172V171H50ZM135 174V175H133L132 176V174L133 173ZM158 172V171H157ZM246 172V171H245ZM247 172H248V170H247ZM254 172V171H253ZM256 172V171H255ZM37 173H38V171H37ZM46 173H49V171H47ZM55 173V172H54ZM53 172L51 173V174H54ZM56 173H59V172H56ZM138 173V174H137ZM189 173V172H188ZM192 173V172H191ZM249 173V172H248ZM247 173V174H248ZM60 174V173H59ZM175 174H178L177 172L175 173ZM238 174V173H237ZM244 174V173H243ZM250 174V173H249ZM253 174V173H252ZM33 175V174H32ZM54 175H56V177H57V175L58 174H54ZM167 175H169V174H167ZM183 175H184V173H183ZM23 176H26L25 178L26 179H28L27 177H29V176H31V174L28 176V175H23ZM41 176L42 175H40V177H39V175L38 176H34V178L32 177V179H33V181H34V179L36 180V178H41ZM44 176H47V174L45 175V174H43V180H44ZM59 176V175H58ZM142 176V175H141ZM143 176H145V174L143 173ZM147 176V175H146ZM151 176V175H150ZM149 176V177H150ZM171 176V175H170ZM192 176V175H191ZM191 176L189 175V178H191ZM239 176V175H238ZM249 176V175H248ZM259 176V175H258ZM261 176V175H260ZM36 177V178H35ZM49 177V176H48ZM52 177H55V176H53L52 175ZM55 177V178H56ZM149 177H148V179H149ZM165 177H167V176H165ZM179 178H181V177H185V175L184 176H182V174H181V176H178ZM257 177V176H256ZM24 178V180H26ZM80 178V179H79ZM138 178V179H137ZM142 179H143V177H141ZM152 178H155V177H153L152 176ZM151 177H150V179H152ZM164 178V177H163ZM194 177H192V179H193ZM166 180H164V182H168L169 183V181L167 180L168 178H165ZM182 179V178H181ZM181 179H179V180H181ZM196 179V178H195ZM195 179H193L194 180V182H195ZM199 179V178H198ZM216 179V178H215ZM218 179V178H217ZM241 179H243V177L241 178ZM23 180V181H24ZM78 180V181H77ZM91 180H89V181H91ZM144 180H145V177H144ZM173 180H175V179H173ZM179 180H176L177 182L179 181ZM188 180H190V179H188ZM236 180H237V178H236ZM38 181V184H39V181H40V179L39 180H37ZM45 181V180H44ZM154 181V180H153ZM185 179L183 180H181L180 182H178V187L176 188L175 186H176V184H177V182H176V184L174 185V183H173V185H174V188H176V191H178V190H184V195L186 194L187 195V191L186 190H188V194H190L191 195V189H188L189 187H191L192 189H193V186H192V184H190V183H192V182H190V183H188L187 181H185ZM197 181V180H196ZM208 181V180H207ZM210 181V180H209ZM214 181V180H213ZM216 181V180H215ZM214 181V182H215ZM41 182V181H40ZM145 182V181H144ZM143 182V183H144ZM148 183H144V184H152L153 182L151 181V183H150V181H147ZM41 183H43V182H41ZM46 183V182H45ZM76 183V184H77ZM154 183H156V181H154ZM166 184V183H164L165 185H168L169 186V184H171V183H169V184ZM196 183V182H195ZM220 183V182H219ZM44 184V183H43ZM47 184V183H46ZM75 184V185H76ZM98 184V183H97ZM133 184H136V186H135V188L134 189H137V190H140L139 191V193H138V191H137V195H131V193H128V192H126V190L128 191V190H131V188H132V185ZM200 184V183H199ZM199 184H197V185H199ZM205 184V183H204ZM213 184V183H212ZM212 184H210L209 185V183H206V185H207V187L206 188H208V190L209 189H211V185ZM41 185V188H42V184H40ZM74 185V186H75ZM89 185V186H88ZM139 185V186H138ZM142 185V184H141ZM153 185V184H152ZM155 185V187H156V185L157 184H154ZM172 185V186H173ZM216 184L214 183V186H215ZM47 186V185H46ZM49 186V187H50ZM71 186L73 187V188H71ZM77 186V185H76ZM83 186V187H82ZM138 186V187H137ZM32 187V186H31ZM35 185H34V190H35ZM143 187H144V185H143ZM146 187V186H145ZM144 187V188H145ZM154 187V186H153ZM152 187V188H153ZM154 187V188H155ZM169 187H171V186H169ZM169 187H168V189H169ZM217 187V186H216ZM85 188V189H84ZM144 188H143V190H144ZM172 188V187H171ZM170 188V189H171ZM198 188V187H197ZM203 188V187H202ZM205 188V187H204ZM205 188V189H206ZM36 189H38V188H36ZM149 189H151L150 187H149ZM168 189H167V191H166V193H168L169 191H168ZM169 189V190H170ZM261 189V188H260ZM33 190V191H34ZM74 191L73 193L71 192V191ZM174 190V189H173ZM172 189H171V192L173 191ZM180 190V191H181ZM207 189H206V191H208ZM77 191V192H76ZM145 191H149V190H146L145 189ZM180 191H178V192H180ZM185 191H186V193H185ZM194 191V190H193ZM30 192H32V190H30ZM41 192V191H40ZM39 192V190H38V193H40ZM131 192V191H130ZM170 192V193H171ZM175 192V191H174ZM191 192V193H190ZM34 193V192H33ZM37 193V192H36ZM73 195H72V194ZM84 193H85V191H84ZM146 194L148 193V192H145ZM150 193H151V191H150ZM150 193H148V196H149V194ZM169 193V194H170ZM182 193V192H181ZM206 194H207V192H205ZM32 194V193H31ZM92 194V193H91ZM145 194V195H146ZM233 194V193H232ZM231 194V195H232ZM260 194V193H259ZM33 195V194H32ZM34 195H36L35 193H34ZM34 195H33V197H34ZM38 195V194H37ZM41 195V194H40ZM144 195V194H143ZM151 194H150V196H152ZM172 195V194H171ZM190 195H188L189 197H191ZM261 195V194H260ZM259 195V196H260ZM263 195V194H262ZM82 196V197H81ZM129 196H131L132 197V199H128V197ZM149 196V197H150ZM169 196V195H168ZM213 196H214V194H213ZM258 196V195H257ZM36 197H42V195L41 196H36ZM36 197H34V198H36ZM139 197V198H138ZM142 197H145V196H142ZM142 197H141V199L140 200H142ZM69 198V199H70ZM91 198L93 199V200H91ZM151 198V197H150ZM149 198V199H150ZM157 198V199H156ZM181 198V197H180ZM261 198H262V196H261ZM143 199H145V198H143ZM164 199V198H163ZM183 199V198H182ZM204 199V198H203ZM260 199V198H259ZM32 200H38V201H40L39 203H38V201L35 203V205H37V206H35V207H38V205L41 203V208H42V206H44L43 208H42V210L41 211H37L35 208H34V205H30V203H31V201ZM152 200V201H153ZM175 200V199H174ZM178 200V199H177ZM176 200V201H177ZM181 200V199H180ZM131 201V202H130ZM152 201H151V203H152ZM130 202V203H129ZM137 202V203H138ZM147 202H148V199H147ZM214 202V201H213ZM224 202V201H223ZM238 202V201H237ZM236 202V203H237ZM33 203H34V201H33ZM38 203V204H37ZM105 203H107V204H105ZM123 203V205H121ZM128 203V204H127ZM150 203V204H151ZM192 203H194L193 201H192ZM192 203L190 204V206L192 205ZM218 203V202H217ZM263 203V202H262ZM43 204V205H42ZM82 204V203H81ZM84 204H85V202L83 203V206H84ZM99 204V205H98ZM117 204H120L121 206H123V207H120V205H117ZM127 204V205H126ZM198 204H200V203H198ZM212 204V205H211ZM259 203H257V205H258ZM75 204L73 205V206H75V207H79L78 205L76 206ZM103 205V206H104ZM132 205H135V206H132ZM139 205H140V203H139ZM189 204H187V208L189 209V207L190 206H188ZM220 205V204H219ZM72 206V207H73ZM103 206H102V208H103ZM119 206V207H118ZM199 206H202V204L201 205H199ZM198 206V207H199ZM261 206V205H260ZM20 207V208H19ZM95 207V206H94ZM110 207V208H111ZM133 207H137V210L139 211V212H134L133 213V211H132V209H133ZM195 207H196V205H195ZM223 207V206H222ZM39 208H40V205H39ZM114 208V207H113ZM134 208V209H135ZM192 208V207H191ZM205 208V207H204ZM219 208V207H218ZM258 208V207H257ZM101 209V208H100ZM187 209V210H188ZM73 210L74 209H72V213H73ZM107 210L108 211H110L109 210V208H107ZM111 210H113V209H111ZM136 209H135V211H137ZM115 211H116V209H115ZM182 210H180V212H181ZM107 212V211H106ZM111 212V211H110ZM188 212V211H187ZM220 212H222V211H220ZM219 211H218V213H220ZM115 213V214H116ZM131 213H133V214H131ZM184 213V212H183ZM252 213V212H251ZM256 213V212H255ZM112 214V213H111ZM130 215L131 217H127V215ZM137 214V215H136ZM71 215V214H70ZM108 216H109V214H107ZM128 215V216H129ZM132 215H134V216H132ZM136 215V216H135ZM188 215H189V217H188ZM67 216H68V214H67ZM77 216H78V214H77ZM116 216V215H115ZM74 217V216H73ZM33 218H36V219H33ZM39 218H40V216H39ZM42 218V217H41ZM45 218H47V219H45ZM65 218H67V217H65ZM71 218V217H70ZM160 218H162L163 219V221L161 222V224H158V219H160ZM62 219H64V220H62ZM74 219H75V217H74ZM112 219V218H111ZM116 219V218H115ZM214 219H217L218 221H219V223L220 224H215V223H212L213 222V220ZM231 219H236V220H238V222H237V227L236 228H234V229H231V228H229V229H224V227H221V225L223 224V223H230V221H232ZM34 221H30L31 222V224L33 225V227H29L30 229L32 228L33 229V231L31 232V234H36L37 236V238H42V239H44V240H48V241H50L51 242V236H53V235H56V234H58L59 233V231H58V229H57V231H58V233L57 232H53V229L50 227V226H47L48 228L50 227V230L54 233V234H50V235H48L49 233H47V231H46V229H43L41 226H45L46 227V225H41V226H39V222H40V224H45L44 222H42V221H39V219H37L36 220V223H34ZM78 220H75V223L77 222ZM249 221L251 222V219H249ZM27 222V221H26ZM34 224H33V223ZM42 222V223H41ZM70 222V223H69ZM73 222V221H72ZM235 222V221H234ZM263 222V221H262ZM28 223V222H27ZM29 224V223H28ZM82 224V222H79V224H78V226L79 225H81ZM261 224V223H260ZM259 224V225H260ZM263 224V223H262ZM32 225H29V226H32ZM95 225V224H94ZM93 225V226H94ZM97 225V224H96ZM247 225H249V224H247ZM76 226V225H75ZM77 226V227H78ZM81 227V228H80ZM80 227H78L77 228V230L79 231L78 233L81 235V236H84V235H86V230H88L87 229V227L88 226H86L85 227V225H83V227H82V225L80 226ZM47 228V230H49ZM74 229L76 228V227H73ZM72 228V229H73ZM94 230V228L92 227L91 228V230ZM96 229V228H95ZM55 230V229H54ZM110 230H112V229H110ZM252 230V229H251ZM261 230H262V227H261ZM155 232V231H154ZM224 232V233H223ZM47 233V234H46ZM107 233H113V231H111V232H107ZM167 234L168 235V237L167 238H165V237H163L164 236V234ZM105 234L106 233H104V234H101V235H99L97 238H95L97 241L95 242V245L98 247L99 245L100 246H102V247H100V248H102V250H106V249H108V250H106L105 252H107V251H110V248H115L114 246V244H111V242L110 241H112V240H109L110 238H111V236H110V238H107L106 239V236H105ZM47 235L48 236H50L49 238L47 237ZM151 235V234H150ZM153 235V234H152ZM60 236V235H59ZM61 236V237H62ZM247 236H249V238H250V242L249 241H247V240H245L246 239V237ZM151 237V236H150ZM150 237H148V238H150ZM113 238V237H112ZM264 238V237H263ZM53 239H55L54 237H53ZM53 239H52V241H53ZM116 239V240H115ZM124 238H121L120 240H119V242H121L122 240H123ZM242 239V240H241ZM99 240V241H98ZM113 240H115V242H117V238H114ZM259 240V239H258ZM262 240V239H261ZM79 241V240H78ZM81 241H82V239H81ZM93 241V240H92ZM95 241V240H94ZM93 241V242H94ZM93 242H90V243H93ZM98 242V243H97ZM99 242H100V244H99ZM259 242V241H258ZM113 243V242H112ZM97 244H99V245H97ZM102 244V245H101ZM258 244H260V242L258 243ZM263 244V243H262ZM95 246V247H96ZM98 247V248H99ZM94 248V247H93ZM99 248V249H100ZM224 248H227V249H229V253L227 252V250L226 251H224ZM252 248V247H251ZM66 249V247H65V245H63V244H61L60 246H58V248L53 252V254L55 255V254H57L58 252H60L61 250H65ZM250 249V250H249ZM67 251V250H66ZM100 251V250H99ZM126 251H128L125 255L126 256H124V258L126 259L127 257V260H125V261H127V262H122V261H104V262H102V260H101V262H96V261H100V260H96V261H93V260H91L88 264H132L133 262H136L137 264H145L147 261V259H149V258H151V257H153L152 255H150L146 250H145V244L144 243H141V244H135V243H133V244H128L127 245V248H126ZM221 253V254H220ZM129 255H133V258L130 260V258H129ZM193 255H195V256H193ZM224 255H225V253H224ZM109 256V255H108ZM222 256H223V254H222ZM65 257V256H64ZM215 257H210V260L212 261V260H214V259H216ZM221 257V256H220ZM114 258V257H113ZM112 258V259H113ZM214 258V259H213ZM222 259L224 258V257H221ZM121 259V258H120ZM123 259V258H122ZM121 259V260H122ZM95 260V259H94ZM115 260V259H114ZM117 260V259H116ZM119 260V259H118ZM208 260V259H207ZM214 262H215V260H214ZM216 262H218V260H216ZM74 263V262H73ZM219 263V262H218ZM80 264V263H79ZM81 264H82V262H81Z\"/></svg>",
  "mask_w": 264,
  "mask_h": 264
},
{
  "label": "water",
  "instance_id": "obj_3",
  "mask_svg": "<svg viewBox=\"0 0 264 264\" xmlns=\"http://www.w3.org/2000/svg\"><path fill=\"white\" fill-rule=\"evenodd\" d=\"M264 139V138H263ZM259 146H261V147H259ZM258 146V155H260V157L261 156H264V154H263V152H264V140H263V143L261 144V145H259ZM219 153H220V151H219ZM221 154V153H220ZM255 157V153L253 152V154L251 155V157L249 156V159L250 160H252L253 158ZM247 162H245L244 160H242V162H240L239 164H233L230 168H229V170H230V174L226 177V179H224L223 181H221L220 182V184H219V187H218V189L219 190H222L221 192L218 190V193L220 192V193H226V194H224V195H226L227 196V194L229 195V197L226 199V201H229V202H231V201H234V200H232L233 199V197H231L230 196V193H231V191H232V189L233 188H228V187H226V183L228 182V183H230L231 184V181L232 180H234V179H236V177H237V173H240L241 171H244V170H251L252 171V169H251V166L250 165H247L246 164ZM244 164H245V166H244ZM147 164H143V165H137V166H135V165H133V170H135L136 172H139V171H141V170H145V166H146ZM248 175H251V174H248ZM251 176H253V175H251ZM253 184H254V182H252ZM153 184V183H152ZM145 185L146 186V188H147V190H150L151 191V189H149L148 188V186L150 187H152L153 185ZM135 186H136V184H133L132 185V188H131V190H126V192H128V193H131V194H136L137 193V191H138V193H139V191L140 190H137V189H134L135 188ZM150 187V188H151ZM143 188V187H142ZM131 191V192H130ZM131 197V196H130ZM242 200H243V202L247 205L245 208L247 209V211H248V214H251L250 212H251V209L253 208V206H252V203H250V202H248V200L247 199H244V198H242ZM225 201V200H224ZM231 203H233V202H231ZM239 204V203H238ZM237 204V206L238 207H240V205H238ZM231 206H232V204H231ZM244 208V209H245ZM258 209H263L264 210V202H263V204H262V206H260V207H258ZM241 210V209H240Z\"/></svg>",
  "mask_w": 264,
  "mask_h": 264
}]
</instances>
